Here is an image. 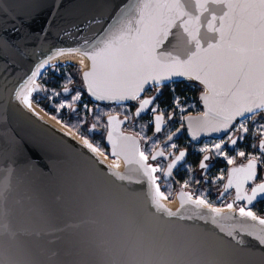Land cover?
Segmentation results:
<instances>
[{
    "label": "snow or ice",
    "instance_id": "1",
    "mask_svg": "<svg viewBox=\"0 0 264 264\" xmlns=\"http://www.w3.org/2000/svg\"><path fill=\"white\" fill-rule=\"evenodd\" d=\"M73 8H98L100 11L82 22H66L73 15ZM104 10L107 15L103 14ZM9 12L12 26L4 31L17 35L18 41L0 35V46L16 48L21 58L31 63L27 68L17 66L15 73L9 63L0 65V107L6 109L8 105H14L40 119L36 111L40 101L36 97L44 98L54 108L56 115L52 118L84 138L82 148L93 152L99 150L81 131L87 124V114L91 113L95 120L88 127V133H95L106 116V143L110 146V154L115 157L130 153L134 162L147 172L153 176L163 172L160 178L167 181L186 153L180 151L173 155L178 147L173 140L181 128L170 132L162 143L155 140V135L175 117V111L169 112L156 104V96L164 86L175 85L179 78L197 81L205 89L200 96L205 109L202 119L194 121L181 117L182 125L187 121L191 139L196 141L201 135L211 133H229L227 140L219 139L210 146L206 143L198 149L200 153L210 152L232 165L234 158L227 155L223 146L228 144L234 148L238 140L242 141L249 134L251 122L252 137H260L259 145L252 144L257 152L237 151L239 157L247 155V163L228 172L227 183L216 201L220 202L234 189L235 196L225 207L228 210L237 207L241 220L238 224L225 225L224 222L233 220L235 214L231 211L222 213L220 208H213L209 215L237 244L244 243L236 235L239 233L264 248V218L250 208L258 197L264 196V182L255 183L250 191L248 189V185L256 180L258 166H264V123L257 121L264 113V0H123L122 3L117 0H71V6L65 0H12L8 11L0 9V16L8 17ZM46 12L43 27L33 32L30 25ZM57 17L63 20L54 31L53 22ZM95 25H102V28L90 32ZM18 43L23 45V50ZM76 55L87 57L91 62L90 69L84 71L81 78L84 90L94 102L93 108L86 103L82 108L78 107L82 92L76 90L72 94L71 74L65 73L60 90L44 83L50 73H59L66 65H71L72 61L63 60V57ZM79 63L83 66L84 61ZM147 87L154 88L156 94L141 98ZM129 101L138 103L134 114H126ZM100 102L119 107L118 115H124V119L118 120L117 115L102 110ZM173 106L181 113L185 111L179 97L174 96ZM149 110L152 119L142 126L136 137L119 133L120 125ZM65 111L70 118H76L75 123L60 119V114ZM238 119L239 123H235ZM147 124L153 126V136L145 134L143 129ZM62 135L69 136V133ZM141 141L150 147L145 148ZM18 146H22V141L14 132L9 130L7 134H0V154L6 150L15 151ZM210 158L204 155L199 164L205 183L209 168L206 162ZM161 159L171 161L166 170L161 164L149 163V160ZM223 179L221 173L212 183L218 184ZM192 180L190 175L182 186L188 188ZM206 191L199 194L193 191L189 196L197 204L211 205ZM259 254L264 255V252Z\"/></svg>",
    "mask_w": 264,
    "mask_h": 264
},
{
    "label": "water",
    "instance_id": "2",
    "mask_svg": "<svg viewBox=\"0 0 264 264\" xmlns=\"http://www.w3.org/2000/svg\"><path fill=\"white\" fill-rule=\"evenodd\" d=\"M11 3L12 0H0V9L8 11ZM65 3L71 6V0ZM72 11L66 22H82L100 9ZM103 14L107 15V10ZM11 18V12L8 17L0 16V35L18 41L17 35L4 31L11 28ZM46 20L47 12L30 25L32 31H39ZM62 20L57 17L53 22L54 31ZM16 23L19 26V21ZM101 28L95 25L90 32ZM18 47L23 50V45L18 43ZM62 59L79 67L80 78L91 67L87 57ZM4 63H9L15 73L17 66L27 68L31 61L22 59L16 48L3 45L0 65ZM178 81L200 86L201 111L184 117L202 119L203 85L183 78ZM81 83L84 90L82 78ZM84 93L93 102L85 90ZM39 117L14 105L0 107V134L11 130L22 141L15 151L0 154V264H264V255L259 254L264 248L254 239L237 233L244 241L237 244L209 215L213 208H220L222 213L231 211L235 218L224 224H238L241 218L237 207L228 210L225 205L197 204L190 198V191L181 186L170 200L157 175L134 162L130 153L115 157L110 154L107 128L103 144L115 163L82 148L84 142L76 135L64 136L65 130ZM179 128L193 143L201 137L216 138L225 133L201 135L193 141L186 120ZM119 133L136 137L122 131V125Z\"/></svg>",
    "mask_w": 264,
    "mask_h": 264
},
{
    "label": "flooded vegetation",
    "instance_id": "3",
    "mask_svg": "<svg viewBox=\"0 0 264 264\" xmlns=\"http://www.w3.org/2000/svg\"><path fill=\"white\" fill-rule=\"evenodd\" d=\"M64 69H68V66L62 68L59 73L56 74L50 73L48 79L44 80V83L59 84L61 80L65 79L62 74L63 71H66ZM190 83L189 81H178L175 85H166L162 88L161 93L158 96H156V104L159 105L161 109H167L169 112L175 111V117L166 124L164 130L161 133L155 135V140L157 142L162 143L166 139L167 135L170 134V132H174L177 128H179L182 125L181 117H184L186 114L189 113L196 114L201 111V107L199 105L196 107L194 111L186 112L180 115L179 112L176 109H174L173 98L167 97L165 95L168 89H172L176 85L181 86L184 92H186L185 90ZM70 87L72 88V94H74L76 90H80L82 92V99H84V102L81 103L80 101L78 107L82 108L81 105L85 103L88 105L89 108H93L95 106L94 102L90 101L89 98L86 96L84 90L80 87L79 82L76 79H73V83L70 85ZM155 94H156L155 89L152 87H148L143 93L141 98L150 97ZM183 95L179 97L181 103L185 102ZM99 107L104 111H108L110 115L112 114L117 115L119 119L124 118V115H118L121 112V109L112 103H99ZM136 107H137V102H128L127 103L128 113L126 114H134ZM142 116L143 114L138 118L134 117L133 119L124 123L122 125V131L136 135L137 132L141 131L142 126L145 125L142 122ZM105 117H103V119L100 121L98 129L95 133H88V127L91 126V124H93L95 120L91 113L87 114V124L83 127L82 132L89 138V140L96 143L100 148L107 151V149L104 147L103 144V139L106 132ZM165 117L167 118V112L165 113ZM68 121L69 122L71 121L70 123H75L76 118L68 117ZM257 121L260 123H264V113H261L257 117ZM235 123H239V119ZM252 126H253L252 123L249 122L248 124L249 134L245 136V138L242 141L238 140L234 148L229 147L228 144H225L223 146L224 150L227 152V155L229 157L234 158V163L232 165H229L227 163V160L224 159L223 157L214 156L210 152L200 153L198 151V149L204 147L206 143L210 146L212 143L218 142L219 139L227 140L229 133L225 132L222 136L216 138L201 137L199 142L193 143L189 140L186 132L182 129L181 132L178 133V135L173 140V142L178 146L177 149L173 152V155H177L180 151H184L186 153V156L184 160L180 164H178L177 167L173 170L171 177L167 181H165L163 178L162 179L160 178L163 176V172H158L156 175L158 177L159 183L162 184L164 188L167 186L169 187L172 186L177 189L179 186H181L179 184V177L181 176V178L187 179L191 175L193 177L192 183L188 188H185V190H188L190 192L194 191L196 194H199L202 190H207L206 196L208 200L212 201L213 205L223 206L226 205L228 202H232L235 196L234 189L230 190L229 193L226 194L222 200H220V202H216V201H218L217 199H219L220 197V193L223 189V185L226 183L229 169L247 163V155L245 157H239L236 154L237 151L243 150L246 152V154H255L257 152V149H254L252 147V144L255 143L256 145H259L260 137L258 135L255 138L252 137L251 135ZM143 130L147 136H153L154 128L151 124L144 127ZM141 144L145 148L150 147V145H144L143 141H141ZM204 155H209L211 157L206 162L209 165V168L207 169V183L204 182L205 181L204 174L202 170L199 168L200 161L202 160ZM169 162L171 161L170 160L165 161L162 159L158 161L149 160V163L161 164L163 166V169H165V167ZM221 173H223L224 179L221 180L218 184H213L212 183L213 178L219 176ZM197 181H199V184H197ZM260 182H264V166H258L257 177L255 182L253 184L248 185L249 191L250 188L254 186L255 183H260ZM250 208L252 211H254L257 214L263 213L264 196H261V198L254 201L253 204L250 206Z\"/></svg>",
    "mask_w": 264,
    "mask_h": 264
},
{
    "label": "rangeland",
    "instance_id": "4",
    "mask_svg": "<svg viewBox=\"0 0 264 264\" xmlns=\"http://www.w3.org/2000/svg\"><path fill=\"white\" fill-rule=\"evenodd\" d=\"M66 66H68V69H64V70H66V71H63L62 72V74H63V77L65 78V73H69V74H71V77L73 78V79H76L78 82H79V85H80V87L83 89V85H82V83H81V78H80V74H79V67L77 66V65H66ZM64 80V79H63ZM63 80H61V82L59 83V84H46L49 88H53V89H57V90H59V87H60V85L62 84V82H63ZM190 83V82H189ZM190 84H192L193 85V89L192 88H189V89H192L193 91H191V90H189V91H187L186 90V92H185V94L183 95L184 96V99H185V102L184 103H181V106L182 107H184L185 108V111L184 112H179L178 110V112H179V114L181 115V114H183V113H186V112H190V111H194L195 109H196V107L197 106H199V101H198V94H199V92H200V90H201V88H200V86L199 85H197L196 83H190ZM54 86V87H53ZM189 87V86H188ZM198 87H199V90H198V92H197V89H198ZM174 96L175 97H181V96H178V95H176V94H174L173 96H172V98H174ZM36 99H39V101H40V106L45 110V112H48V114H50L51 116H54V115H56V113H55V111H54V108L49 104V102L46 100V99H44V98H41V97H36ZM181 101V100H180ZM82 102H84V99H81V103ZM84 105V104H83ZM83 105H81V107H83ZM40 107V108H41ZM68 117H69V115H68V113L65 111V112H62L61 114H60V119H62V120H66V121H68ZM69 122V121H68ZM71 122V121H70ZM69 122V123H70ZM83 129V128H82ZM82 129H81V131H82ZM90 142L91 143H93L95 146H98L96 143H94V142H92L91 140H90ZM98 148H99V150L103 153V154H106L107 156H108V153H107V151L106 150H104V149H102V148H100L99 146H98ZM157 181H158V177H157ZM179 182H180V179H179ZM158 183H159V181H158ZM160 184V183H159ZM161 185V184H160ZM178 185V184H177ZM163 188H164V186H163ZM162 188V191H163V193L165 194V196L167 197V198H171L173 195H174V193L176 192V188H174V187H169V186H167V187H165L164 189ZM184 189H185V187H184ZM196 194V193H195ZM213 204V203H212Z\"/></svg>",
    "mask_w": 264,
    "mask_h": 264
},
{
    "label": "bare ground",
    "instance_id": "5",
    "mask_svg": "<svg viewBox=\"0 0 264 264\" xmlns=\"http://www.w3.org/2000/svg\"><path fill=\"white\" fill-rule=\"evenodd\" d=\"M34 106V108H36V105L34 104L33 105ZM41 107V106H40ZM36 108V111H37V113L39 114V115H41L42 117H44V118H46L47 120H49V121H51L52 123H54L55 125H57L58 127H60L61 129H63V130H65L66 132H68V133H70V134H73V135H76L80 140H82L83 142H84V138L83 137H81V136H79V135H77L74 131H71V130H69L68 128H65V127H63L61 124H58L57 122H56V120H54L53 118H52V116L50 115V114H48V112H45V110L43 109V111L41 110L42 109V107L41 108ZM98 154H100L106 161H108V162H111V163H115L116 162V159L115 158H110V157H108L106 154H103L100 150H98V151H96ZM170 200H173V198L171 197V199ZM213 206V205H212Z\"/></svg>",
    "mask_w": 264,
    "mask_h": 264
},
{
    "label": "built area",
    "instance_id": "6",
    "mask_svg": "<svg viewBox=\"0 0 264 264\" xmlns=\"http://www.w3.org/2000/svg\"><path fill=\"white\" fill-rule=\"evenodd\" d=\"M189 88H192V89H193V85H192V84H189V87L187 86V89H189ZM192 89H189V90L193 91ZM151 119H152V113H151L150 110L148 111L147 114H143V116H142V122H143L144 124H146L147 122H149ZM147 125H150V124H147ZM185 180H186L185 178H181V179H180L179 184L181 185L182 188H184V187L182 186V184H183V182H184ZM207 199H208V198H207ZM209 201L212 202L211 200H209ZM212 205H213V204H212ZM256 214H257V213H256ZM257 215H259V216H263V217H264V212H263V213H258Z\"/></svg>",
    "mask_w": 264,
    "mask_h": 264
},
{
    "label": "trees",
    "instance_id": "7",
    "mask_svg": "<svg viewBox=\"0 0 264 264\" xmlns=\"http://www.w3.org/2000/svg\"><path fill=\"white\" fill-rule=\"evenodd\" d=\"M53 87H54V86H53ZM174 89H175L174 92H173V88H172V89H168V90L166 91L165 95H166L167 97H172L174 94H176V95H178V96H182V95L185 93L184 90L181 88V86L176 85V86H174ZM186 90L189 91V89H187V88H186ZM186 90H185V91H186ZM198 90H199V87H198V89H197V92H198ZM179 179H181V176L179 177Z\"/></svg>",
    "mask_w": 264,
    "mask_h": 264
}]
</instances>
